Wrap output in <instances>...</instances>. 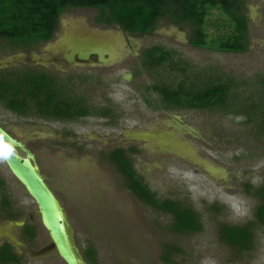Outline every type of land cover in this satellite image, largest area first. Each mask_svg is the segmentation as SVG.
Instances as JSON below:
<instances>
[{
	"label": "rangeland",
	"instance_id": "374dc122",
	"mask_svg": "<svg viewBox=\"0 0 264 264\" xmlns=\"http://www.w3.org/2000/svg\"><path fill=\"white\" fill-rule=\"evenodd\" d=\"M244 2L249 48L243 54L194 48L186 28L165 20L149 37L130 38L135 46L158 44L171 51L187 64V74L232 80L238 92L247 97L263 94L264 0ZM95 15L94 10L71 9L60 16L49 47L8 59L0 53L3 67L35 60L50 67L54 63L65 71L59 73L61 77L69 74L72 78V91L85 96L91 106H101L108 99L115 107V118L110 121L114 126L110 127L94 116L74 122H46L19 118L0 107V126L32 153L35 167L63 209L83 264H90L84 256L88 246L95 252L93 264H164L165 246L177 248L171 257L178 264H264V228L256 231L249 252L225 245L218 235L221 223L241 225L252 219L257 200L246 193L245 185L257 188L264 184V140L251 136L250 126L241 115L233 114V109L177 111L145 106L132 86H147L146 73L141 72L130 85L124 81L132 76L137 62L129 54L118 63L103 58L104 63L92 67L96 62L87 52L76 51L74 57L63 47L60 62L55 61L49 50H58L60 44L108 46L115 49V58L127 47L117 29L95 24ZM216 16L206 26L212 36L223 33L215 25ZM78 56L88 63L82 65ZM163 72L168 73L167 66ZM77 77L87 81L80 83ZM147 99L152 103L157 100ZM159 135L162 138L155 139ZM121 145L140 151L133 155L134 166L158 198L180 201L200 214V232L172 233L170 216L142 203L126 188L125 179L100 155ZM1 158L0 178L6 187L4 194L0 193V217L12 213L21 225L25 222L37 229L32 242H23L18 228L0 224L2 242L13 246L21 264H65L51 246L35 204ZM4 197L11 204L10 210H1ZM211 205L220 210L216 213Z\"/></svg>",
	"mask_w": 264,
	"mask_h": 264
},
{
	"label": "trees",
	"instance_id": "16d2710c",
	"mask_svg": "<svg viewBox=\"0 0 264 264\" xmlns=\"http://www.w3.org/2000/svg\"><path fill=\"white\" fill-rule=\"evenodd\" d=\"M71 9L94 10L96 24L118 26L124 32L141 36L151 34L158 23L165 20L186 28L189 44L194 48L233 54H243L249 48L244 0H0V48L10 52L29 51L53 40L60 16ZM215 15V25L223 33L212 36L206 26ZM143 58L152 69L168 67V77L163 74L165 78L161 79L160 86L154 87L159 95L154 103L157 102L159 109L211 111L224 108L230 112L233 109V114L241 115L245 125L250 126V135L264 140V93H251L247 97L243 91L238 92L232 80L187 74V64L161 46L146 49ZM17 76L13 72H0V105L19 118L66 123L107 114L106 109L91 106L85 96L72 89L68 93L62 82L49 79L43 73L27 72L22 77ZM263 80L259 81L261 86ZM107 156L125 179L126 188L139 201L171 217L172 233L186 235L202 230L200 214L180 201L158 198L137 175L123 150H115ZM5 187L0 178L1 194ZM245 189L257 200L252 219L241 225L221 223L218 235L225 245L249 252L256 231L264 228V184L257 188L246 184ZM1 202L3 207H10L7 197ZM210 208L216 213L220 210L217 205ZM6 217L19 219L11 213ZM23 227V239L32 242L36 238V227L32 224ZM86 248L84 256L93 264L96 258L93 247ZM175 250L176 247L165 246L161 258L164 264H178L171 257ZM21 260L8 243L0 247V264H21Z\"/></svg>",
	"mask_w": 264,
	"mask_h": 264
},
{
	"label": "flooded vegetation",
	"instance_id": "af4514ba",
	"mask_svg": "<svg viewBox=\"0 0 264 264\" xmlns=\"http://www.w3.org/2000/svg\"><path fill=\"white\" fill-rule=\"evenodd\" d=\"M59 20H60V18H59ZM100 26H102L103 29H113V28L117 29L120 32V34H122L123 37L127 40L126 43H125L127 45V47L124 48V50L119 54V56L117 58L114 57L115 49L111 48V47H108V46H106V47L102 46L103 47L102 48L101 46L98 45L95 48H91L90 46H88V47H86V46L83 47L82 46L81 47L79 45H70V44H68V46L67 45L63 46V45L60 44V45H57L58 46V50H55V49L54 50L53 49L49 50V51H51L50 53H52L53 59L55 61L60 62L61 56L64 53V51L62 49L63 47H65L67 52L70 51L74 57L77 55L76 51L87 52V54H88L87 57L88 58H92L96 62V64H92L93 63V61H92V63H91L92 67H96V65H99L100 63H104L103 58H108L109 61H112V62L117 61V63H118L119 62L118 61L119 58L122 59L123 56H126V55L129 54L132 57H134L135 59H137V62H136L135 70H133L132 76L128 80L124 79V81L125 82L127 81L128 84L130 85L131 82H134V80L139 78L141 72L144 73V74L146 73L145 76L147 75V77H148V79H147L148 85L143 87L142 89L138 88L139 86L137 87V89H135L136 86L133 85L132 87H133L134 93L136 91V95L138 97L142 98V101L145 104V106L148 105V104L144 102L143 98L147 99V97H156V99H158L159 95H158V92L154 89V87L160 86L161 79L163 80L165 78L164 75H163L164 74L163 67L158 68L156 70L150 68L148 64H145L146 63V59L143 58V53L145 52L146 49L152 48L154 46H161V45L150 44L149 46H146V47L143 48V47H140V46H135L133 44V40L131 39L133 37H136L138 39H144L146 37H149L153 32L151 34L142 35L141 36V35H135V34L124 32L118 26H105V25H100ZM53 40H54V37H53ZM53 40H50V41H48L46 43L40 44L38 46H35L29 51L10 52V51H8V49L6 50V49H3V48H0V53H2L5 57H7V59H8V57L16 58L17 56L19 57L22 54H29V53L31 54L34 51H36L37 49L39 50L40 48H43L45 46L49 47L51 42H53ZM81 48H83V49H81ZM61 51H62V53H61ZM77 58L80 59L79 56ZM87 61H88L87 59L86 60L80 59V62H82V65H85L84 63H88ZM58 62L55 65H57ZM53 64L50 67L49 64L46 63L45 61H43V64H40V63H37V61L35 60V61H32L31 64L30 63H18V64L7 65L6 67L0 66V72H7V71L8 72H13L16 75H18L17 77H22L23 74L27 73V72H29V73L40 72V73L45 74L49 79H53V80L56 79V80L62 82V84L65 87L64 88L65 91H68V93H69L70 89L72 88L71 87L72 86V80H71L72 78L69 76V74L67 76H65L64 78L61 77V75L59 73H65V71L58 70L57 66H53ZM77 78L79 79L80 83H83V82L87 81L86 77H83V79H82V77H77ZM150 103H151L150 104L151 106L150 105H148V106L151 107L152 109L153 108H156V109L159 108V107H157L154 104V102L152 103V101H151ZM0 107H2L3 110H5L2 105H0ZM96 108L98 110L99 109H106L107 110V114L105 116L94 115V117H98L100 119H104V121H106V123H104V126H106V127L114 126V124L110 125V121H113V118H115V115L113 113L115 107L111 104V101L106 99L104 104H102L101 106H96ZM146 137H147V139H149V137L147 135H146ZM161 138H162L161 135L155 137V139H161ZM118 149L123 150L124 156L127 157L128 159H130L132 167L136 171V168L134 166V161H133V158H134L133 155L137 154V153H140V151L138 149L132 147L131 145L130 146L129 145L116 146L115 148H113V149H111L109 151H105V152L101 151L100 155L104 156L106 158V160L109 161L107 155L111 154L112 152H114L115 150H118ZM109 162L112 164L111 161H109ZM136 173H137V171H136ZM137 175L140 176L141 178H143L140 174L137 173ZM10 209H11V204H10L9 208H6V207L1 208V210H10ZM6 216L7 215H3V216L0 217V224L1 225L2 224H11L13 222H16V223H21L22 222L21 220H18V219H16V220L8 219ZM26 224L27 223L23 222V224L20 225V226H12V227H15V228L19 229V232H20L19 233V237H20L21 241H23V242H28V241L23 239V236H24L23 235V228H24L23 226H26ZM3 236L4 235L1 234V232H0V247L4 243H7V242H4V241L2 242ZM8 244L11 246L10 243H8ZM11 248L13 250V246H11Z\"/></svg>",
	"mask_w": 264,
	"mask_h": 264
},
{
	"label": "water",
	"instance_id": "95a60500",
	"mask_svg": "<svg viewBox=\"0 0 264 264\" xmlns=\"http://www.w3.org/2000/svg\"><path fill=\"white\" fill-rule=\"evenodd\" d=\"M0 155L7 169L37 208L39 221L51 246L65 264H83L72 242L63 209L34 165L29 149L0 126ZM13 222L9 226H20Z\"/></svg>",
	"mask_w": 264,
	"mask_h": 264
}]
</instances>
